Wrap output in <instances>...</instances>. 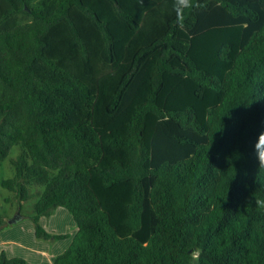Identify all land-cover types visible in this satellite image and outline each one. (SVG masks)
<instances>
[{"label": "trees", "instance_id": "16d2710c", "mask_svg": "<svg viewBox=\"0 0 264 264\" xmlns=\"http://www.w3.org/2000/svg\"><path fill=\"white\" fill-rule=\"evenodd\" d=\"M99 1L130 30L140 28L120 0ZM194 3L182 14L173 3L163 33L138 48L122 73L106 106L112 116L153 60L125 133L106 142L124 160L105 166L95 92L47 53L50 30L64 22L68 46L93 74L76 7L101 32L102 59L114 64L115 39L101 12L85 0H0V163L14 168L1 184L21 212L37 198L29 217L40 239L71 235L47 230L41 217L58 207L72 214L76 231L53 264H264V208L256 204L264 200V170L253 151L264 132V0ZM14 145L20 150L10 157ZM93 168L105 187L133 182L130 234L120 236L111 223L90 184ZM118 192L114 215L125 199ZM106 194L117 195L113 188ZM6 216L0 213V229ZM0 264L28 262L2 250Z\"/></svg>", "mask_w": 264, "mask_h": 264}, {"label": "rangeland", "instance_id": "374dc122", "mask_svg": "<svg viewBox=\"0 0 264 264\" xmlns=\"http://www.w3.org/2000/svg\"><path fill=\"white\" fill-rule=\"evenodd\" d=\"M85 2L95 10L101 12L103 19L106 20L115 39L114 47L117 61L114 64H110L102 59L101 49L104 45L102 34L94 27L92 21L76 7L71 11L72 17L88 44L92 63L95 68L93 74H85L79 51L68 46L70 33L64 22L56 24L50 30L48 35L50 45L47 53L51 57L56 58L61 66L73 71L82 80L89 83L95 92L96 99L93 105V124L100 133L104 151L100 161L101 163L99 164L107 166L115 159L124 160L123 152L109 147L106 142L113 135L125 133L127 120L134 105L145 98L149 84V75L146 73L152 59L142 67L134 82L128 88L123 97L122 105L114 116L107 113L106 106L135 51L163 33L166 25L164 15L166 16L171 5L176 3V0H150L148 3L142 0H120L123 7L130 11L140 22V28L137 31L130 30L127 24L116 16L108 1L85 0ZM135 88H138V90H135ZM19 150L20 147L14 145L9 156H16ZM13 172L14 168L8 159L0 163V213L5 214L7 212L6 215L13 214L10 218L17 215V212L11 209V204L5 200L7 196L11 195V192L2 186L1 180L11 176ZM90 184L103 207L108 208V212L112 214V220L111 215L110 220L118 234L120 236L130 234V228L126 224V208L127 204L132 200L133 182H117L110 187H105L102 179L95 173V169L93 168L91 170ZM111 188L114 189L117 195L109 198L106 193ZM118 191L124 193L125 199L121 203L122 212L114 215V210L120 206L121 195ZM36 199L35 197L23 202V214H31L33 212V205ZM62 211L65 212L57 214L51 221H53L56 228H60L59 230L72 234L76 230L74 218L65 207L62 208ZM58 244L64 245L65 241H60Z\"/></svg>", "mask_w": 264, "mask_h": 264}, {"label": "crops", "instance_id": "0c3cea01", "mask_svg": "<svg viewBox=\"0 0 264 264\" xmlns=\"http://www.w3.org/2000/svg\"><path fill=\"white\" fill-rule=\"evenodd\" d=\"M62 208L63 207H58L50 216L41 217V222L47 230L52 232L58 231L57 233L65 232L59 230L60 228H56L53 221H51L57 214L65 212L62 211ZM11 209L17 213L20 212L21 217L11 223L9 222V218L13 214H7L8 224L0 229V253L4 250L8 256L24 257L27 259L28 264H53L55 256L61 253L66 246L70 244L76 230H74L69 237L63 239H40L35 234L34 223L29 217V214H23L18 209L17 203L11 204ZM60 241H65V244H58Z\"/></svg>", "mask_w": 264, "mask_h": 264}, {"label": "clouds", "instance_id": "9594fccd", "mask_svg": "<svg viewBox=\"0 0 264 264\" xmlns=\"http://www.w3.org/2000/svg\"><path fill=\"white\" fill-rule=\"evenodd\" d=\"M196 5L194 0H176L174 8L183 13L186 9L194 8ZM180 27H183V21H178ZM253 151L255 153L258 170H264V132L260 133L255 144L253 145ZM256 204L259 208H264V200H256Z\"/></svg>", "mask_w": 264, "mask_h": 264}, {"label": "water", "instance_id": "95a60500", "mask_svg": "<svg viewBox=\"0 0 264 264\" xmlns=\"http://www.w3.org/2000/svg\"><path fill=\"white\" fill-rule=\"evenodd\" d=\"M21 217L20 212L17 213V215H15L14 217L9 219V222H15L16 220H18Z\"/></svg>", "mask_w": 264, "mask_h": 264}]
</instances>
